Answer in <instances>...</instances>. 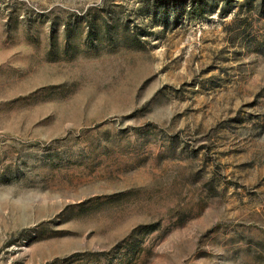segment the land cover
I'll return each mask as SVG.
<instances>
[{"label": "rangeland", "instance_id": "374dc122", "mask_svg": "<svg viewBox=\"0 0 264 264\" xmlns=\"http://www.w3.org/2000/svg\"><path fill=\"white\" fill-rule=\"evenodd\" d=\"M0 264H264V0H0Z\"/></svg>", "mask_w": 264, "mask_h": 264}]
</instances>
